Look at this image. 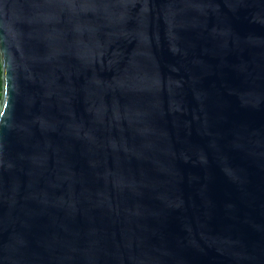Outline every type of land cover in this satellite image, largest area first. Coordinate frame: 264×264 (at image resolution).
Returning a JSON list of instances; mask_svg holds the SVG:
<instances>
[{"label": "water", "instance_id": "95a60500", "mask_svg": "<svg viewBox=\"0 0 264 264\" xmlns=\"http://www.w3.org/2000/svg\"><path fill=\"white\" fill-rule=\"evenodd\" d=\"M0 264H264V0H0Z\"/></svg>", "mask_w": 264, "mask_h": 264}, {"label": "trees", "instance_id": "16d2710c", "mask_svg": "<svg viewBox=\"0 0 264 264\" xmlns=\"http://www.w3.org/2000/svg\"><path fill=\"white\" fill-rule=\"evenodd\" d=\"M0 97H1V69H0Z\"/></svg>", "mask_w": 264, "mask_h": 264}]
</instances>
